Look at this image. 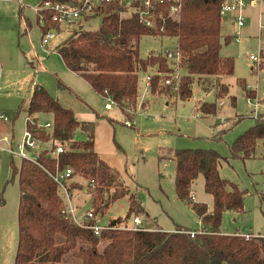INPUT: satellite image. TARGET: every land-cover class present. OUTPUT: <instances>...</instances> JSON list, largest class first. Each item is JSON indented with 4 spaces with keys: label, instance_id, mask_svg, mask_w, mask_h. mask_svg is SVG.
I'll list each match as a JSON object with an SVG mask.
<instances>
[{
    "label": "trees",
    "instance_id": "obj_1",
    "mask_svg": "<svg viewBox=\"0 0 264 264\" xmlns=\"http://www.w3.org/2000/svg\"><path fill=\"white\" fill-rule=\"evenodd\" d=\"M46 1L49 0H41L37 11L42 36L62 29V23L53 18L54 12L41 8ZM51 1L77 5V0ZM223 1L181 0V8L173 17L168 15L169 3L157 5L156 12L164 13V19H157L163 31L145 27L136 12L112 4L79 21L55 50L69 70L84 78L97 93L111 99L128 118L137 111L142 72L150 76L148 88L152 95H175L187 100L197 78L205 89L216 87V100L200 105L203 114H215L217 99L229 92L220 79L232 75L235 69L234 58L221 55ZM94 17L102 18L99 28L87 29L82 22ZM147 35L176 38L181 52L179 65L163 54L151 53L142 58L140 42ZM178 67L185 69L186 74L176 77ZM167 80L171 83L166 84ZM241 83L247 96L255 98V92L247 89L244 80ZM142 107H146L145 102ZM28 113L30 116L51 113L53 124L47 130L27 120V130L44 147L38 148L35 160L22 159L19 166L11 160L20 188L15 264H264L263 235L224 234L220 230L226 211H245L247 192L220 176L222 161L227 158L218 151L208 148L173 151L177 196L196 211L200 228L134 230L129 220L139 216L144 208L124 183L121 173L96 151L95 124L80 120L72 109L62 106L38 84L34 85ZM259 140L264 141V114L258 115L254 125L231 144V157L243 160L253 157ZM54 141L62 143L65 151L53 153ZM67 168L72 169L69 181L72 197L86 190L92 196L91 210L96 216L103 220L110 205L126 196L127 214L104 222L107 228L98 233L75 224L65 212V199L54 179ZM200 174L205 178L206 191L213 196L212 210L194 200L192 185ZM261 198L264 201V195Z\"/></svg>",
    "mask_w": 264,
    "mask_h": 264
},
{
    "label": "rangeland",
    "instance_id": "obj_2",
    "mask_svg": "<svg viewBox=\"0 0 264 264\" xmlns=\"http://www.w3.org/2000/svg\"><path fill=\"white\" fill-rule=\"evenodd\" d=\"M40 2L0 0V115L4 114L8 119L0 118V264H15L19 242L20 188L18 176L13 175L11 160L19 166L22 158L11 156L8 149L22 141L27 120L37 122L47 130H51L53 124L51 113L32 116L28 113L35 84L45 88L62 106L72 109L80 120L95 124V149L121 173L124 183L142 203L144 211L139 216L145 228L168 231L201 227L196 211L177 196L173 151L208 148L227 158L222 161L220 176L247 192L245 211H226L220 230L224 234L264 236V201L261 198L264 195V141H258L255 154L249 159H234L230 155L231 144L254 125L258 115L264 114V2L261 6L245 9V24L241 28L236 13L223 14L221 55L233 57L235 69L232 75L220 79L229 92L217 99L215 114H203L200 105L216 100V87L205 89L197 78L187 100L175 95H152L147 74L142 72L139 76L141 96L132 118L115 104L112 109H107L108 99L69 70L55 50L75 26L63 23L61 31H54V37L47 45L44 43L37 23ZM101 21V17H94L82 23L87 29L95 30ZM231 36L232 39L227 41ZM177 43L176 38L143 36L140 56L165 55L167 50L175 52ZM259 54L260 67L250 59V55ZM176 74L180 77L186 70L178 67ZM242 80L248 90L255 92V98L247 96ZM143 102L146 103L144 108ZM128 119L133 121V126L125 124ZM38 146L32 155L44 147ZM192 191L195 201L207 204L212 210L213 196L206 191L202 174L194 181ZM73 200L80 214L93 208L92 196L86 190ZM128 209L126 196L110 205L103 222L124 217ZM129 224H133L132 218Z\"/></svg>",
    "mask_w": 264,
    "mask_h": 264
},
{
    "label": "built area",
    "instance_id": "obj_3",
    "mask_svg": "<svg viewBox=\"0 0 264 264\" xmlns=\"http://www.w3.org/2000/svg\"><path fill=\"white\" fill-rule=\"evenodd\" d=\"M264 2V0H224L222 4L221 13L222 15L225 13L234 12L237 14V22L239 27H243L245 24L244 19V11L248 7H256L261 5ZM163 3H169V16L173 17L177 15L181 8V0H77V5H72L70 3H61L58 1H46L41 8H47L51 9L54 12V20L64 23L66 25L70 26H76L79 21L82 19H85V17H88L90 15H93L97 12H99L101 9L106 8L107 6H110L112 4L120 5L123 7H126L128 9V12L133 13L136 12L139 17V21L141 24H143L147 28H159L157 19L163 18L164 19V13L163 11H160L159 13L156 12V6L162 5ZM39 8H37L38 11ZM121 17L124 15V12H120ZM160 31L164 30V27L161 26ZM54 31H50L42 36V39L44 40V43L47 45L49 40L54 37ZM236 40L239 41V38L236 37ZM169 59H172L176 62L177 66L180 63L181 59V52L179 51L178 47L175 52H172L170 50H167L165 54ZM250 59L257 64L258 67L261 66V55H250ZM176 77L177 74H176ZM147 83L148 87L150 84V76H147ZM171 80H167L166 84H170ZM222 104V103H221ZM114 105V102L111 99H108V102L106 103L107 109H112ZM0 118H2L5 121H8L7 117L2 114L0 115ZM125 124L129 127L133 126V121H129V119L125 122ZM39 142L34 135L26 130L24 133L23 139L21 142L14 143L11 145V147L8 149V153L11 156L18 155L22 159H32L35 160L38 153H34L32 155V151L37 149ZM52 146L54 147L53 153L58 155L59 153H62L65 151V148L62 143L58 141H54L52 143ZM72 175V169L67 168L64 171L58 172L54 179L59 185L64 199L66 203L65 212L66 214L72 219V221L81 227L91 228L97 233L101 230H104L107 228L106 224L103 222V220L96 216L94 211L88 210L86 212H83L80 214L78 212V206L75 204L72 194L69 190V181L70 177ZM94 221L95 223H91ZM133 226L132 229L134 230H141L145 229L143 226V222L140 218V216H136L133 219Z\"/></svg>",
    "mask_w": 264,
    "mask_h": 264
},
{
    "label": "crops",
    "instance_id": "obj_4",
    "mask_svg": "<svg viewBox=\"0 0 264 264\" xmlns=\"http://www.w3.org/2000/svg\"><path fill=\"white\" fill-rule=\"evenodd\" d=\"M20 1V0H19ZM20 3V5H22V3L21 2H19ZM262 5V4H261ZM261 5H259V6H261ZM256 7H258V6H256ZM253 8V7H252ZM248 9V8H247ZM20 12V11H19ZM25 23H26V20H25ZM237 24H238V22H237ZM239 27V26H238ZM239 28H241V27H239ZM232 39V36L231 37H227V41H230ZM236 39V38H235ZM237 41V40H236ZM256 95V94H255ZM134 224H132V225H130V226H133ZM221 232H222V229H221ZM223 233V232H222ZM242 235H247V236H249V235H254V234H252V233H246V234H242ZM258 235H261V234H258Z\"/></svg>",
    "mask_w": 264,
    "mask_h": 264
}]
</instances>
